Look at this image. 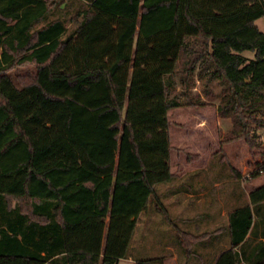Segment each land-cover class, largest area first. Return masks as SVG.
<instances>
[{
  "label": "trees",
  "instance_id": "16d2710c",
  "mask_svg": "<svg viewBox=\"0 0 264 264\" xmlns=\"http://www.w3.org/2000/svg\"><path fill=\"white\" fill-rule=\"evenodd\" d=\"M262 15L264 0H0V264H117L141 213L155 207L171 222L158 185L174 177L178 85L186 104L204 105L220 84L216 111L231 130L219 144L256 147ZM25 63L35 71L22 82L11 70ZM261 174L264 162L250 178ZM221 230L229 247L215 264H264V181Z\"/></svg>",
  "mask_w": 264,
  "mask_h": 264
},
{
  "label": "rangeland",
  "instance_id": "374dc122",
  "mask_svg": "<svg viewBox=\"0 0 264 264\" xmlns=\"http://www.w3.org/2000/svg\"><path fill=\"white\" fill-rule=\"evenodd\" d=\"M64 12L65 10L56 11L50 18L61 16ZM254 24L261 32H264V15L255 19ZM240 54L247 59H253L255 56L253 50H244ZM181 67L182 61H179L178 68ZM34 71L33 64L25 63L15 66L11 70V74L13 78L16 79L17 76L19 81L23 82ZM197 77L198 71L194 73V79ZM201 84L202 82L195 81L191 92L196 94L198 91L200 92ZM212 87L216 98L209 101L208 104L200 105L186 104L178 85L173 94L178 96L181 105L168 110L171 145L170 168L174 177L167 183L159 184L158 190L162 194V202L169 213V218L176 222L179 221L181 211L187 208L216 211L217 222L223 224L229 211L247 203L250 189L264 181L262 174L250 178L251 173L257 170L260 163L264 162V127L250 122L249 134L256 144L252 150L249 149L243 138L220 145V140L225 138L224 136L231 130V122L229 119L220 118L217 115L216 108L219 104L222 86L213 83ZM194 101H197L195 97ZM219 148L226 154L228 163L219 160ZM195 155H197L196 158ZM230 166L240 173V178L233 176L229 169ZM197 169H199V174L192 176V180L197 181L196 184L192 183L193 190H196L194 192L195 200L190 198L193 202L188 203V199L185 200L184 196L182 197V188L187 187L188 172ZM177 188L180 191L170 196L169 190ZM190 191L192 189L188 188L187 192ZM9 201L14 204L17 200L9 198ZM147 211L142 213L137 220V230L134 240L131 242V256H135L134 253L138 246L136 239L140 235L148 237L147 244L153 246L155 252L159 253L162 250L166 257L172 252L179 255V248L171 243L172 237L176 233L172 231L173 229L169 226L166 218L155 207H149ZM158 241L164 242L169 248L157 249ZM220 251L221 248L218 249V252ZM179 261H181L180 257Z\"/></svg>",
  "mask_w": 264,
  "mask_h": 264
},
{
  "label": "crops",
  "instance_id": "0c3cea01",
  "mask_svg": "<svg viewBox=\"0 0 264 264\" xmlns=\"http://www.w3.org/2000/svg\"><path fill=\"white\" fill-rule=\"evenodd\" d=\"M196 81L200 82L198 79ZM209 101H207V104ZM171 171V168H170ZM172 172V171H171ZM173 173V172H172ZM199 174V169L192 170L188 172V183L187 187L182 188V197L184 199H188V203H192L195 200L196 190H193L192 183L196 184L195 180L193 181V177ZM181 188V187H179ZM171 189L169 190V195H175L180 189ZM192 189V191L187 192V189ZM192 198L193 200H190ZM197 200V199H196ZM199 201V200H197ZM148 212V211H145ZM143 212V213H145ZM182 214L179 215V221L176 222L172 218L169 226L173 229L176 234L173 235L171 243L176 246L178 249V254L172 252L168 257L162 253V250L155 252L153 246H149L148 237H144L140 235L136 240L138 241V246L136 248L135 256H131V245L129 256L127 258H122L118 260L117 264H136L137 259L141 258H150V257H164L165 264H215L219 254L224 249L229 247V235L226 230L218 231L220 226L227 224L228 222V214L226 221L222 224L217 222V214L216 211L213 210H202V209H184L181 211ZM169 214V213H168ZM142 213L139 215V217ZM208 219V220H206ZM207 221V222H206ZM208 223V224H207ZM148 228V226H146ZM137 230V223L132 235V240H134V235ZM201 236L197 238L195 241H190L189 239L192 236ZM158 248L168 249L169 247L165 245V243L158 241ZM180 242V244H179ZM152 247V248H151ZM221 248V251L218 252V249ZM142 249V251H141ZM156 249V248H155ZM137 253V251H139ZM152 250V251H148ZM181 261H179V257Z\"/></svg>",
  "mask_w": 264,
  "mask_h": 264
}]
</instances>
